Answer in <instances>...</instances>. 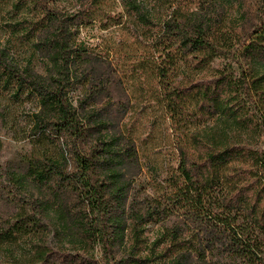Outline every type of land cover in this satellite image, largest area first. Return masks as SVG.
Segmentation results:
<instances>
[{
	"label": "trees",
	"instance_id": "1",
	"mask_svg": "<svg viewBox=\"0 0 264 264\" xmlns=\"http://www.w3.org/2000/svg\"><path fill=\"white\" fill-rule=\"evenodd\" d=\"M118 1L123 13L103 19L108 0L76 15L0 0V96L34 104L33 136L60 152L28 155L12 178L46 195L0 217V264H264V0ZM99 21L152 41L131 75L151 76L185 129L152 196L135 195L148 159L118 128L104 58L80 39ZM219 58L237 68L214 69ZM48 223L73 252L48 245Z\"/></svg>",
	"mask_w": 264,
	"mask_h": 264
},
{
	"label": "rangeland",
	"instance_id": "2",
	"mask_svg": "<svg viewBox=\"0 0 264 264\" xmlns=\"http://www.w3.org/2000/svg\"><path fill=\"white\" fill-rule=\"evenodd\" d=\"M50 5L70 14L84 8L88 0H48ZM105 17L108 14L123 13L118 0H108L105 7ZM100 21L88 29H83L80 39L93 52L104 58L108 73L114 79L111 98L119 108L117 117L120 132L136 141L141 154H146L148 161L142 164V170L136 171L135 195L152 196L150 181L155 175V168L162 176L169 166L176 165L179 154L178 146L185 135L184 128L167 114L161 102L154 94L158 91L151 76L134 77L131 75V63L141 61L145 56H153L152 41H135L129 28L110 26L105 30ZM6 41L5 34L0 30V43ZM18 51L26 56L24 49L18 46ZM230 65L237 68V60L219 58L212 67L219 69ZM80 93H71L77 99ZM103 103H106L105 100ZM37 111L30 102H14L10 97L0 96V217L12 220L16 217L21 205L27 206L33 200H40L45 192H39L35 185L29 190H23L12 178L25 173L26 159L30 154L40 153L59 156L57 146L41 143L33 136L32 116ZM154 169V170H153ZM180 219H170L158 226H153L148 236L152 241L159 235L162 226L180 222ZM48 245L73 252L74 246L61 240L54 229V224L48 223Z\"/></svg>",
	"mask_w": 264,
	"mask_h": 264
}]
</instances>
